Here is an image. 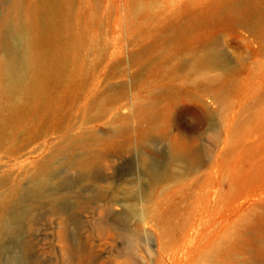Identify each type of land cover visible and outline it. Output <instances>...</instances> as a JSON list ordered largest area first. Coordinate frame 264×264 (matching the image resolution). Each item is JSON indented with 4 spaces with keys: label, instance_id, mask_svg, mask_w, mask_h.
<instances>
[{
    "label": "rangeland",
    "instance_id": "rangeland-1",
    "mask_svg": "<svg viewBox=\"0 0 264 264\" xmlns=\"http://www.w3.org/2000/svg\"><path fill=\"white\" fill-rule=\"evenodd\" d=\"M230 1L176 0L180 21L201 13L185 37H172V21L164 34L110 35L114 57L70 95L56 120L41 124L40 137L28 138L16 157L3 156L0 180L24 184L32 163L43 162L67 136L110 139L92 145L107 155L91 173L99 181L64 175L61 187H75L71 197L59 201L57 213L36 205L12 221L0 237V264H173L167 253L177 251L184 234H193L192 248H204L227 221L263 201L264 0L256 23L231 17ZM208 49L225 65H197ZM149 105L166 109V130L148 133L140 110ZM173 134L193 146L183 159L198 158L202 167L187 186L165 179L150 187L149 170L172 168ZM111 199L119 205L110 208ZM181 254L176 264H188Z\"/></svg>",
    "mask_w": 264,
    "mask_h": 264
},
{
    "label": "bare ground",
    "instance_id": "bare-ground-1",
    "mask_svg": "<svg viewBox=\"0 0 264 264\" xmlns=\"http://www.w3.org/2000/svg\"><path fill=\"white\" fill-rule=\"evenodd\" d=\"M175 1L5 0L0 3V160L3 156L16 157L28 138L40 137L41 124L56 120L70 95L80 92L91 73L106 59L114 57L115 52L109 53L108 48L110 35L120 38L124 30L128 39L136 32L148 36L155 31L164 34L165 26L172 21L175 22L172 37H185L198 23L201 13L198 11L182 22ZM226 7L231 17L256 23L260 1L240 4L231 0ZM196 63L206 67L225 65L214 49L204 52ZM140 116L151 126L148 133L159 128L166 130L164 107L146 106L140 110ZM100 138L67 136L66 143L53 147L43 162L32 163L27 183L0 180V237L10 230L12 221L17 223L19 217L31 215L36 205L57 213L59 201L71 197L75 188L61 187L64 175L75 172L82 181H99L91 178V173L107 155L101 148L94 150L92 145L110 144L106 136ZM192 147L179 136L170 135L168 166L172 168L163 172L149 170L150 187L165 179H182L186 186L195 181L197 176L192 174L200 170L201 161L183 159ZM58 169H63L64 174L58 173ZM149 190L142 197L145 202L151 197ZM119 202L118 199L106 201L110 208ZM257 211L264 215V199L243 211L238 221H227L214 241L204 248H192L193 234H184L177 251L167 253V260L176 264L175 257L182 253V258L187 256L188 264H264V218L262 215L256 218Z\"/></svg>",
    "mask_w": 264,
    "mask_h": 264
}]
</instances>
